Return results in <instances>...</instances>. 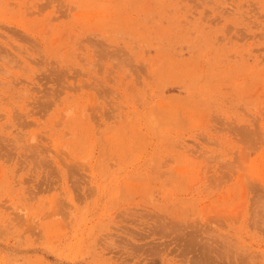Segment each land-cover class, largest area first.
I'll return each mask as SVG.
<instances>
[{"label": "rangeland", "instance_id": "rangeland-1", "mask_svg": "<svg viewBox=\"0 0 264 264\" xmlns=\"http://www.w3.org/2000/svg\"><path fill=\"white\" fill-rule=\"evenodd\" d=\"M0 264H264V0H0Z\"/></svg>", "mask_w": 264, "mask_h": 264}]
</instances>
